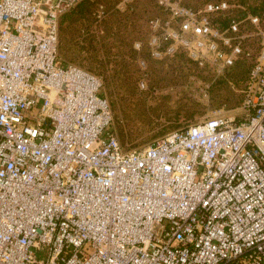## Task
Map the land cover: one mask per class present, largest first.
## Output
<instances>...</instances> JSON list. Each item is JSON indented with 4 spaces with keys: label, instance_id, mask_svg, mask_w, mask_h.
I'll return each instance as SVG.
<instances>
[{
    "label": "built area",
    "instance_id": "built-area-1",
    "mask_svg": "<svg viewBox=\"0 0 264 264\" xmlns=\"http://www.w3.org/2000/svg\"><path fill=\"white\" fill-rule=\"evenodd\" d=\"M78 0H0V264H264V29L242 120L215 116L123 150L98 75L58 56ZM165 13L137 40L217 73L243 53L225 0ZM247 55L248 52H245ZM145 88V73L139 79ZM41 255V257L39 256Z\"/></svg>",
    "mask_w": 264,
    "mask_h": 264
},
{
    "label": "rangeland",
    "instance_id": "rangeland-1",
    "mask_svg": "<svg viewBox=\"0 0 264 264\" xmlns=\"http://www.w3.org/2000/svg\"><path fill=\"white\" fill-rule=\"evenodd\" d=\"M177 1L185 6L199 9L205 3L215 0ZM102 2L103 4L108 3L107 0H102ZM232 2L231 8L240 6L237 0H232ZM128 4L131 5L136 23L134 25L133 22L128 23V26L122 29L117 37L109 40L108 52L99 51L96 56V53L82 50V48H88V35L83 32L85 27H88L87 20L77 22V24L63 25L61 36L64 48L69 50L67 56L60 53L59 44L62 37L58 39V56L63 65L72 63L100 77L102 87L99 94L107 98L112 113V122L107 131L116 135L122 149L142 148L158 137L205 121L216 114L242 120L244 115L239 108L242 95L238 101L237 90L212 86L210 82L220 76L217 74H221L217 73L213 67L207 65L206 67H209L207 69L196 67L180 60L181 58L176 57V54L162 59H153L148 55L145 46L139 52V55L146 60L145 71L138 68L135 59L133 62H128L130 47L135 50L133 43L137 40L143 43L147 41L149 18L155 15H165L154 0H120L116 8L123 10ZM103 10L104 8L99 11V14L102 15ZM247 16L239 21L240 32L236 40L241 45L245 44L242 49L248 52L246 55L248 60L254 63L260 47L259 37L255 34L257 30L255 25L251 24ZM260 27L264 29V26L260 25ZM135 53L137 59L138 52ZM70 56L75 60H71ZM115 65L126 67L123 74L113 76ZM102 66L109 69L107 71L110 82L108 87L104 86V80L97 73L99 72L97 69H102ZM130 73L136 77V84L134 80L131 81L128 78L127 75ZM143 73H145V88L140 87L139 83ZM124 77L126 83L122 84ZM240 94H242V89ZM219 98L225 99L222 104L217 105ZM122 136L123 142H121ZM39 256L41 257L40 254Z\"/></svg>",
    "mask_w": 264,
    "mask_h": 264
},
{
    "label": "trees",
    "instance_id": "trees-1",
    "mask_svg": "<svg viewBox=\"0 0 264 264\" xmlns=\"http://www.w3.org/2000/svg\"><path fill=\"white\" fill-rule=\"evenodd\" d=\"M120 0H107V4H103L102 0H79L73 7L64 12L59 18V26H58V39L61 38V34L64 26L68 23H76L87 20L88 27H85L83 31L88 35V48H82L83 51L89 50L90 53H97L99 51L108 52L110 46L108 45L109 40L113 37H117L119 32L128 26V23H136V19L133 17V11H131V5L128 4L123 10L116 8V4ZM221 0H215L213 2H219ZM228 4L232 5V0H225ZM238 7L229 8L224 15L212 13L210 14V19L212 24L221 29L225 30L228 27V24L231 19H235L236 21H240V19L245 18L246 15L258 16L260 19V25L264 26V0H237ZM208 3V2H207ZM206 4V3H205ZM204 4V5H205ZM103 10V14H99V11ZM106 15V16H104ZM64 25V26H63ZM94 25V26H92ZM93 27V28H92ZM60 33V34H59ZM241 45L242 47H244ZM130 46V45H129ZM60 53L64 56L69 54V50L64 48L63 46V37L60 40L59 44ZM136 51L130 47V52L128 54L129 59L128 62H133L136 59ZM176 54V55H175ZM175 56L181 58L180 60H184L187 63H191L196 67L207 69L209 67L199 66L196 62H194L191 58L187 56V54L183 50H178L175 52ZM253 55V54H252ZM95 56V55H94ZM71 60L73 57H69ZM96 59V57H94ZM249 58L246 56L245 51L237 56L234 63L230 66L224 68L223 72L218 78L213 79L210 84L212 86L226 88L228 90H237L236 98L238 101L241 99V89L244 87L245 82L248 77V72L253 63H251ZM75 60V59H73ZM84 65V64H83ZM125 65L127 63L125 61ZM89 69H92L88 66ZM126 67L115 65L113 76H118V74L122 73ZM97 72L102 79L104 80V86L108 87L109 82V69L102 66V69H97ZM107 73H106V72ZM128 78L135 82H137L136 77L133 73L127 75ZM136 79V80H135ZM126 83V78H123L122 84ZM121 84V85H122ZM239 86L241 88H239ZM240 90V92H238ZM225 99V98H224ZM224 99H218L217 105L223 103ZM114 109V105L112 104ZM115 111V109H114ZM116 112V111H115ZM123 136L121 137V142H123Z\"/></svg>",
    "mask_w": 264,
    "mask_h": 264
}]
</instances>
